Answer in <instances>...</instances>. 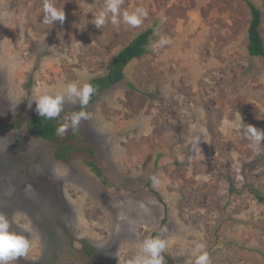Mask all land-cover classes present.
Returning <instances> with one entry per match:
<instances>
[{
	"label": "rangeland",
	"instance_id": "1",
	"mask_svg": "<svg viewBox=\"0 0 264 264\" xmlns=\"http://www.w3.org/2000/svg\"><path fill=\"white\" fill-rule=\"evenodd\" d=\"M43 2L0 0V213H23L20 224L30 221L38 236L13 264H128L165 228V264H194L198 243L212 264H264V200L256 197L264 198V152L228 125L240 114L264 130V58L247 53V2L261 11L264 43L261 0H123L121 12L141 6L148 17L102 29L93 21L105 0H55L65 20L54 25L43 23ZM155 25L148 52L76 130L93 157L79 152L64 165L48 142L5 130L38 115L35 102L28 106L35 96L82 83L85 72L106 75ZM161 38L168 43L157 47ZM91 158L111 188L85 163Z\"/></svg>",
	"mask_w": 264,
	"mask_h": 264
},
{
	"label": "clouds",
	"instance_id": "2",
	"mask_svg": "<svg viewBox=\"0 0 264 264\" xmlns=\"http://www.w3.org/2000/svg\"><path fill=\"white\" fill-rule=\"evenodd\" d=\"M123 0H105L104 6L95 14L93 24L97 29H102L107 23L119 25L121 21L133 27H139L148 17V10L145 7L138 6L131 12H121ZM43 23L46 25H54V22L59 21L61 24L65 20V12L63 8H58L55 0H44L42 5ZM168 43L166 38H161L158 41L157 47H163ZM83 82L76 81L68 82L61 85L58 89L44 92L35 96L30 101L28 106L31 107L35 102V111L45 119H56L60 117L64 111L65 104H79L81 109H84L89 104L92 95L96 92V88L89 81L91 77L87 73H83ZM91 119V113L81 110L66 114L63 122L56 128V135L63 137L69 129L74 132L79 128L82 120ZM229 127H232L243 135L249 141V148L259 155L264 152V130L258 129L250 124L242 123V118L239 114L238 120L228 122ZM197 139L196 145L198 146ZM153 186L160 183L157 175L150 177ZM30 187V186H29ZM23 213H14L12 218L6 214L0 213V264H13L20 257H26L34 246L38 236H33V226L30 221L20 224ZM17 224L22 228L21 232L12 230V225ZM167 229H161V233L156 236L145 238L138 246V251L129 260L128 264H165L164 253L168 246V240L164 234ZM194 264H212L211 257L207 251L205 243H198L192 250Z\"/></svg>",
	"mask_w": 264,
	"mask_h": 264
},
{
	"label": "trees",
	"instance_id": "3",
	"mask_svg": "<svg viewBox=\"0 0 264 264\" xmlns=\"http://www.w3.org/2000/svg\"><path fill=\"white\" fill-rule=\"evenodd\" d=\"M261 3L264 8V0H261ZM247 5L250 11V23L247 31V53L250 57L264 58V43L260 33L262 14L261 11L253 4L247 2ZM157 28L158 27L155 25L152 28H149L144 32L138 34L112 60L108 67L106 75L93 78L89 81L96 88V92L92 95L91 100L86 108L81 109V106L79 104H75L66 114L79 112L81 110L88 112L91 104L102 92L121 83L124 80L125 68L132 61L141 58L148 52L149 42L153 35L157 32ZM130 88L133 89L132 87ZM65 115H60V117L52 120L45 119L39 115L34 116L30 119L21 118L19 116L13 122L5 124V130L11 133L13 131H19L24 128L28 135L38 137L41 140L48 142L53 146L54 159L64 165L69 164L71 158L79 152L81 153L84 151L83 153L88 154L89 157H93L94 151L91 148H86L80 145L76 137V131L74 132L72 129H69L67 134L63 137H59L56 135L55 130L59 126V124L63 122V118ZM84 161L90 168L91 172L97 179H99L100 183L104 187H112L107 179L103 176V172L95 162V159H85ZM256 197L259 200H264L263 197L257 194ZM168 264H171V262H168Z\"/></svg>",
	"mask_w": 264,
	"mask_h": 264
}]
</instances>
